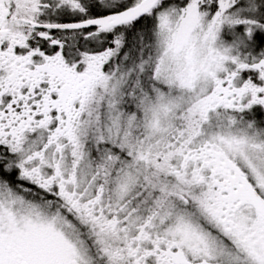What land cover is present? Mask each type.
Here are the masks:
<instances>
[{"label":"snow or ice","instance_id":"obj_1","mask_svg":"<svg viewBox=\"0 0 264 264\" xmlns=\"http://www.w3.org/2000/svg\"><path fill=\"white\" fill-rule=\"evenodd\" d=\"M0 264H264V0H0Z\"/></svg>","mask_w":264,"mask_h":264}]
</instances>
